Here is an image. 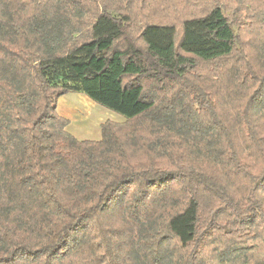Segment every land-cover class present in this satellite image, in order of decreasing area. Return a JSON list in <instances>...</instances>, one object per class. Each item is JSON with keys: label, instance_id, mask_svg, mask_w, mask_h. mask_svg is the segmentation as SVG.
<instances>
[{"label": "trees", "instance_id": "trees-1", "mask_svg": "<svg viewBox=\"0 0 264 264\" xmlns=\"http://www.w3.org/2000/svg\"><path fill=\"white\" fill-rule=\"evenodd\" d=\"M137 1L0 0V264H264L256 120L191 79L199 61L223 76L238 25L215 0L179 36L174 24L144 25L138 44ZM176 85L179 100L150 95ZM68 92L146 118L150 138L105 122L100 140H77L56 112ZM169 138L190 163L157 164L153 154L172 156Z\"/></svg>", "mask_w": 264, "mask_h": 264}, {"label": "rangeland", "instance_id": "rangeland-1", "mask_svg": "<svg viewBox=\"0 0 264 264\" xmlns=\"http://www.w3.org/2000/svg\"><path fill=\"white\" fill-rule=\"evenodd\" d=\"M219 1L227 16L238 25L240 47L222 62L223 76L218 81L213 79L216 75L214 66L199 61L198 68L194 71L195 76L191 78L194 80L193 86L196 91L204 92L207 96L210 94L223 110L230 113L240 114L249 106L251 118L256 120L255 125L253 124L257 131L255 141L257 144H264V0ZM214 3L215 0H139L133 6L131 34L138 44H142L139 38L140 29L148 23H159L174 24L179 36L184 18L203 15ZM248 72L251 73V79L241 83L240 74ZM184 91L183 85H176L163 97L154 93L150 95L159 103L163 98L165 101L173 97L179 100L184 97ZM255 105L257 109H252ZM56 112L67 119L66 130L77 140H100L101 124L105 122L126 127L124 133L133 130L141 142L150 138L147 136L150 124L146 118L126 120L122 115L97 104L80 92H68L58 97ZM164 142L169 144L167 149L172 156L159 157L153 154L159 166L175 168L191 162L193 153H188L185 146L178 144L175 138ZM201 161L192 162L191 165L205 166V162ZM212 248L213 245L207 246L204 255L210 253Z\"/></svg>", "mask_w": 264, "mask_h": 264}]
</instances>
